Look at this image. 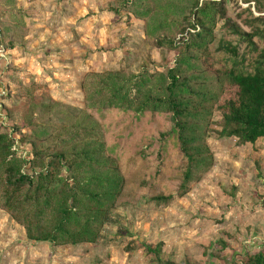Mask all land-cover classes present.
Wrapping results in <instances>:
<instances>
[{
  "label": "rangeland",
  "instance_id": "obj_1",
  "mask_svg": "<svg viewBox=\"0 0 264 264\" xmlns=\"http://www.w3.org/2000/svg\"><path fill=\"white\" fill-rule=\"evenodd\" d=\"M239 2L241 9L251 6L258 17L255 3ZM191 3L0 0V122L12 131L18 120L5 118L3 106L12 108L15 96L26 89L34 97L44 95L91 115L98 125V135L92 138L103 143L107 155L128 159L142 148L149 172L159 169L160 158L179 156L174 135L159 138L161 132L171 131L168 115L162 106L156 111L147 106L141 114L136 109L145 98L165 95L164 77L179 54L169 41L183 28V19L192 17ZM236 5V1L226 4L228 15L240 12ZM211 16H203L207 26ZM223 24L215 20L211 52L231 41L240 55L254 57ZM104 73L121 79L113 87L116 99L113 90L94 76ZM33 84L38 86L35 91ZM8 93L11 98L2 99ZM63 110L65 115L68 109ZM64 115L62 120L54 118L55 123H62ZM212 120L217 122L220 116L216 113ZM49 133L50 129L40 128L34 136L46 142ZM13 137L18 140L13 151L21 160V171L31 175L26 162L32 158L31 148L21 144L19 135ZM146 140L151 141L149 149L142 146ZM207 145L214 165L183 198L177 197L174 184L170 186L167 172L158 186L174 195L171 204L158 206L147 196L153 187L140 189L135 203L110 212V222L96 243L56 246L30 241L24 228L0 210V264H151L139 248L143 243L162 244L163 253L177 263L190 257L200 264H242L246 256L264 251V140L237 146L236 140L211 133ZM61 176L68 172L63 170Z\"/></svg>",
  "mask_w": 264,
  "mask_h": 264
},
{
  "label": "trees",
  "instance_id": "obj_2",
  "mask_svg": "<svg viewBox=\"0 0 264 264\" xmlns=\"http://www.w3.org/2000/svg\"><path fill=\"white\" fill-rule=\"evenodd\" d=\"M234 1L240 12L230 16L226 4ZM241 1L255 3L258 17H254L251 6L241 9L239 0H192L189 16L192 14L193 19L185 17L177 37L169 41L179 54L175 67L164 77L166 93L160 98H145L136 109L141 114L147 106L153 111L162 106L172 128L167 134L161 132L159 138L174 135L176 139L179 156L160 158L159 169L154 172H149L142 148L134 150L128 159L107 155L103 143L95 139L98 125L89 114L44 95L34 97L26 89V93L15 96L12 108L3 106L5 118L18 121L12 124L11 132L0 122V210L24 228L28 240L56 246L96 243L100 230L110 222V212L125 203H135L140 189L153 187L147 192L151 202L171 204L174 195L158 186L167 172L170 186L174 184L177 197L183 198L190 185L199 182L214 165L207 145L209 134L234 139L237 146L264 140V0ZM207 14H212L209 26L203 20ZM217 19L246 43V52L254 57L240 55L231 41L222 42L216 53L211 52ZM189 70L193 72L189 74ZM208 75L213 78L211 82ZM94 76L113 90L116 99L118 91L113 87L121 80L119 76ZM31 87L38 89L35 84ZM63 108L68 109L66 116ZM216 113L220 116L217 122L212 120ZM62 115L65 120L55 123L54 118L62 120ZM40 128L50 129L48 141L34 136ZM13 134L31 148L32 158L26 160L31 175L21 171V160L15 158L13 147L18 140ZM150 145L146 140L142 146L149 149ZM63 170L68 176L60 177ZM162 246L143 243L139 248L151 264H200L190 257L177 263L163 253ZM245 258L242 264H264V251Z\"/></svg>",
  "mask_w": 264,
  "mask_h": 264
}]
</instances>
